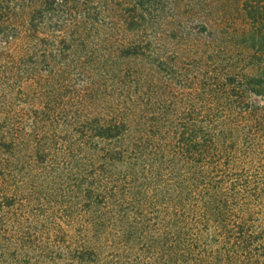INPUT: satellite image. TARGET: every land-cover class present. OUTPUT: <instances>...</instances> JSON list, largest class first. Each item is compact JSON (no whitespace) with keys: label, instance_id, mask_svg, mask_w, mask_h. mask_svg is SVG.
I'll return each instance as SVG.
<instances>
[{"label":"trees","instance_id":"1","mask_svg":"<svg viewBox=\"0 0 264 264\" xmlns=\"http://www.w3.org/2000/svg\"><path fill=\"white\" fill-rule=\"evenodd\" d=\"M0 264H264V0H0Z\"/></svg>","mask_w":264,"mask_h":264}]
</instances>
